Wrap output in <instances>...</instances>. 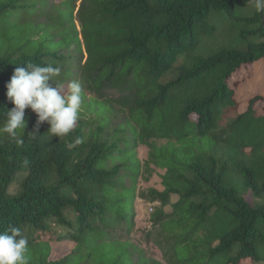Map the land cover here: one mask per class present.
<instances>
[{
	"label": "trees",
	"instance_id": "16d2710c",
	"mask_svg": "<svg viewBox=\"0 0 264 264\" xmlns=\"http://www.w3.org/2000/svg\"><path fill=\"white\" fill-rule=\"evenodd\" d=\"M229 20L239 34L201 53ZM262 60L264 13L248 0H0V126L14 107L6 85L16 67H59L54 80L83 88L66 136L47 122L30 136L31 109L23 144L0 133V231L21 229L29 264H147L114 233L130 230L138 178L161 170L163 190L140 195L154 206L156 264L264 261V95L243 113L236 97L240 75ZM52 223L66 233L55 237ZM66 241L72 252L51 259V244ZM106 242L110 256L94 260Z\"/></svg>",
	"mask_w": 264,
	"mask_h": 264
},
{
	"label": "clouds",
	"instance_id": "9594fccd",
	"mask_svg": "<svg viewBox=\"0 0 264 264\" xmlns=\"http://www.w3.org/2000/svg\"><path fill=\"white\" fill-rule=\"evenodd\" d=\"M254 10L264 13V0H248ZM61 69L52 65L41 66L28 63L16 67L10 82L6 85V97L14 107L6 112V120L0 126V133L7 134L17 145L24 140L18 130L25 133L27 121L25 109H31L37 116L36 127L29 135L38 136L39 126L47 122L52 136L62 137L76 126L83 103L82 85L73 80L67 84L57 82ZM81 143L77 138L68 148ZM28 238L19 227L10 226L0 231V264H29Z\"/></svg>",
	"mask_w": 264,
	"mask_h": 264
},
{
	"label": "rangeland",
	"instance_id": "374dc122",
	"mask_svg": "<svg viewBox=\"0 0 264 264\" xmlns=\"http://www.w3.org/2000/svg\"><path fill=\"white\" fill-rule=\"evenodd\" d=\"M211 22H216L217 18L210 19ZM209 21V22H210ZM235 20H229L226 23H221L219 27L216 29L215 37L208 38L205 43V47L203 48V54L207 55L211 49L214 47H218V49L223 48L228 41L234 39L235 36L239 34L240 28L236 26ZM223 24V25H222ZM205 41V40H204ZM173 75H170L167 79L171 80ZM240 82L237 86V100L240 102V113H243L248 108L249 101L257 95H264V60L254 64L251 68H248L243 71V73L239 77ZM260 109V107H259ZM261 112V111H260ZM32 114H35L31 111ZM236 113L232 114L231 117L235 116ZM232 120L231 118H229ZM228 119V120H229ZM229 120V121H230ZM228 121V122H229ZM228 122H224L223 126L226 127ZM149 149L141 146L136 150V159L140 164H144V162L148 158ZM164 174L163 171L158 170L157 173L151 178L149 182H146L140 176L135 183L136 192L134 196V200L132 202V210H133V223L132 225H128L130 229L127 231V226L124 227L123 231H116L114 233V238L122 239L124 241L130 240L132 244H134L139 250L143 252V257L146 260L147 264H156L157 262L163 261L162 252L160 246L154 241V237L150 236L153 232L152 227V214L154 210V206L152 204H148L141 199V193L147 191L149 188H155L158 190H163L162 187V179L161 176ZM24 177H20L19 181L16 182L10 188V194L15 195L20 191V185L23 181ZM131 180L128 179V183L130 184ZM247 199L252 205H256L260 202L259 199L255 198L250 191L246 192ZM69 218L74 219V216L71 212H68ZM52 233L55 237L61 236L66 233L65 229L60 228L56 225V223H52ZM52 257L51 259H61L69 255L73 248L74 243L71 242H63V243H52ZM111 246L106 242L103 244H99L95 246L96 250L93 251L95 255L93 256L94 260L96 258H101V253H107V257L110 256L108 251L111 249ZM76 258L80 261L81 258L76 256ZM255 264H264V261L258 262Z\"/></svg>",
	"mask_w": 264,
	"mask_h": 264
}]
</instances>
